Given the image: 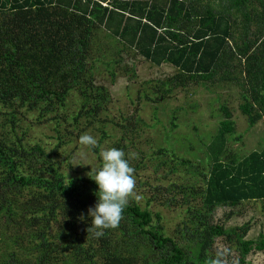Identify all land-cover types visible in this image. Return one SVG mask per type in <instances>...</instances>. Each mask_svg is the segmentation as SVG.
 Returning <instances> with one entry per match:
<instances>
[{"label": "trees", "instance_id": "16d2710c", "mask_svg": "<svg viewBox=\"0 0 264 264\" xmlns=\"http://www.w3.org/2000/svg\"><path fill=\"white\" fill-rule=\"evenodd\" d=\"M103 2L0 0V264H204L220 244L232 249L239 264H250V252H264V232L247 237L248 221L225 226L213 214L217 206L264 200V142L239 156L228 151L234 121L226 105H219L222 117L205 143V170L173 155L200 183L166 186L180 193L169 201L184 210L174 235L164 232L161 214L147 207L148 200L140 205L131 198L120 226L96 238L87 229L97 184L87 174L64 173L55 157L65 130L106 108L109 91L94 81V64L120 62L126 48L175 67L160 79L158 96L187 82L227 80L240 90L238 107L248 124L264 118V0ZM97 31L105 42L120 43L107 57L95 47L103 40ZM73 90L79 105L68 113L63 108ZM31 110L37 111L36 120L70 119V128L54 126L52 148L16 132L19 115Z\"/></svg>", "mask_w": 264, "mask_h": 264}, {"label": "rangeland", "instance_id": "374dc122", "mask_svg": "<svg viewBox=\"0 0 264 264\" xmlns=\"http://www.w3.org/2000/svg\"><path fill=\"white\" fill-rule=\"evenodd\" d=\"M105 1L103 3L109 2ZM95 36L99 40L103 39L95 47L106 57L109 56V50L120 45L114 39H111V43L105 42L99 31ZM121 57L120 62L114 64L105 65L100 61L94 64V81L104 84L109 91L106 108L89 121L80 117L77 124L79 128L74 127L68 133L65 130L63 139L66 141L57 147L55 158L59 159L64 173L86 175L91 168L95 169L102 164L99 155L102 148H118L116 141L125 143L123 150L126 156L130 153L138 154V159H130L133 167L139 164L134 167V199L140 205L148 200L147 207L160 212L164 232L174 235V228L184 217V210L183 205L172 202L173 199L169 201L172 195L177 201L180 193L174 188L167 190L166 186L171 183L190 182L193 179L200 184L199 175L193 172L190 176L186 172V166L179 164L176 161L178 158L174 156L189 158L198 170L207 168L209 160L205 143L213 138L217 122L222 117L219 105L227 106L234 121V132L228 136L226 147L237 156L259 147L264 142V118L256 117L254 123L248 124L238 107L242 101L240 90L237 85L227 80L212 84L187 82L185 85L171 86L160 97L158 83L162 77L172 73L175 67L167 62L154 64L132 48L121 52ZM110 69L114 71L112 76ZM168 85L170 84L165 86ZM78 105L79 97L73 90L68 94L63 111L70 113ZM36 114V110H31L19 115L15 130L18 134H24V140L30 143L39 142L46 149H50L57 141L54 126L66 125V128H70L71 125L67 124L70 119L67 118L60 124V120L56 122L54 118L36 120ZM136 116L140 118L138 122L132 119ZM126 117L132 119L131 122ZM122 124L126 125L125 131L121 128ZM84 133L95 136L100 147L95 150L83 148L78 143V138ZM101 133L104 134L103 138ZM236 135L238 137L233 138ZM158 147L164 149L165 153H154ZM160 160L166 161L160 163ZM227 209L231 212L226 215L224 211ZM213 219L221 221L225 226L248 221L246 236L255 237L259 232H264V200H242L230 208L217 206ZM247 258L250 264H259L264 259V252L252 251Z\"/></svg>", "mask_w": 264, "mask_h": 264}, {"label": "clouds", "instance_id": "9594fccd", "mask_svg": "<svg viewBox=\"0 0 264 264\" xmlns=\"http://www.w3.org/2000/svg\"><path fill=\"white\" fill-rule=\"evenodd\" d=\"M78 143L87 149L100 147L98 139L90 133L81 134ZM99 155L102 164L87 173L98 186L97 201L88 209L91 225L87 229L96 238L103 237L107 229L118 228L124 219V211L136 195L135 168L130 159H138L137 153L126 156L124 150L117 147L102 148ZM204 264H239V259L233 255L231 248L220 244L214 256L207 258Z\"/></svg>", "mask_w": 264, "mask_h": 264}, {"label": "crops", "instance_id": "0c3cea01", "mask_svg": "<svg viewBox=\"0 0 264 264\" xmlns=\"http://www.w3.org/2000/svg\"><path fill=\"white\" fill-rule=\"evenodd\" d=\"M162 63V62H161Z\"/></svg>", "mask_w": 264, "mask_h": 264}]
</instances>
